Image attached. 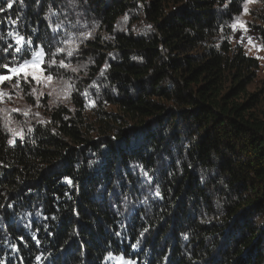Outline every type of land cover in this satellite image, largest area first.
Listing matches in <instances>:
<instances>
[{
    "label": "trees",
    "instance_id": "obj_1",
    "mask_svg": "<svg viewBox=\"0 0 264 264\" xmlns=\"http://www.w3.org/2000/svg\"><path fill=\"white\" fill-rule=\"evenodd\" d=\"M243 2L0 0V49L31 39L73 90L44 120L10 112L14 133L0 117V264H264V98L230 44ZM249 25L264 50V0Z\"/></svg>",
    "mask_w": 264,
    "mask_h": 264
},
{
    "label": "rangeland",
    "instance_id": "obj_2",
    "mask_svg": "<svg viewBox=\"0 0 264 264\" xmlns=\"http://www.w3.org/2000/svg\"><path fill=\"white\" fill-rule=\"evenodd\" d=\"M260 0H244L242 12L236 16L232 22V35L230 37V44H237L242 47L245 54L253 57L258 61V70L253 84L248 88L250 93L253 91L262 92L264 98V50L256 39V34L250 29L253 21V14L259 8ZM234 26V27H233ZM36 51H39L36 50ZM32 59V56H31ZM30 59V60H31ZM41 60L44 56L37 57L36 63L25 69L26 72H36L40 83L33 80L31 76L28 77L30 83H25L23 80L24 72L19 75L21 77L20 88H13L17 76L13 75L11 81H4L0 84V90L7 93V95L0 98V117L5 124V130L8 133L16 131L13 116L10 112H20L38 120L46 118L47 111L56 106H68V100L72 88L69 89V79H58L53 77L51 81H47V76L44 71L41 73L37 70L38 66L42 67ZM43 68V67H42ZM75 69L73 71L72 69ZM66 71L71 70V73H78L80 71L79 65L71 63L65 66ZM8 73H6L7 75ZM66 80V81H65ZM51 93V94H49ZM10 97V98H9ZM30 97V100L28 98ZM117 263H119L117 261Z\"/></svg>",
    "mask_w": 264,
    "mask_h": 264
},
{
    "label": "snow or ice",
    "instance_id": "obj_3",
    "mask_svg": "<svg viewBox=\"0 0 264 264\" xmlns=\"http://www.w3.org/2000/svg\"><path fill=\"white\" fill-rule=\"evenodd\" d=\"M7 7L8 8H12L13 7V0H8ZM3 11H4V8L0 7V12H3ZM49 11H51V9H49ZM11 22L13 24L16 23L15 20H12ZM7 35L9 37H14L15 46L12 43H9L6 48L0 49V51H3L4 53H8L9 49H13L15 53H22V52L27 51V52H31L32 59L31 60L24 59L22 62H18L16 64H13L12 66H9L8 64L0 65V68L6 69L7 73H8L7 75L3 74V73H0V84H2L4 81H11L12 76L16 75L17 79H16L15 84H13V88H20L21 77H20L19 74L21 72H24V75H23L22 78H23L25 83H30V81L28 79L29 76H31L33 80H36L37 83H40V80L38 79V77L36 75V72H26L25 69H27L30 66H32L33 64H35L37 57H41L42 58L45 55L43 49L40 48L39 51H34L32 49V41H31V39L25 40V38L23 36H20L19 34H14L13 32H8ZM68 40H71V37H68ZM25 45H27V47H25ZM55 52L56 53L67 52V56H72L73 55V50L71 48L65 49V48L57 47ZM13 61H16V56H13ZM42 63H43V61L41 60V64ZM56 64H57L56 60H49L48 61V68H51V67H53ZM59 66L65 67L66 66L65 65V61L64 60H60L59 61ZM37 70L40 71L41 73H43V71H44V69L42 67H40V66H38ZM72 70L75 71L74 68ZM101 75H103V72H101ZM45 79L47 81H51L53 79V75L51 74V72L48 73V75L45 77ZM49 94H51V93H49ZM5 95H7V93H5L2 90H0V98H2ZM29 131H31V129H29ZM143 175L145 177H147L148 173L146 171H143ZM156 195L157 196L160 195L159 188L156 189ZM37 215H39V213H37ZM145 231H147V229H145ZM116 235L119 236L120 233H117ZM141 235H143V233ZM138 243H139V241H137V244ZM137 244H133L132 248L135 249L137 247ZM109 256H111L110 253H109ZM106 258H108V257H106ZM117 259H122V258H117ZM127 264H135V262L134 261L127 262Z\"/></svg>",
    "mask_w": 264,
    "mask_h": 264
}]
</instances>
